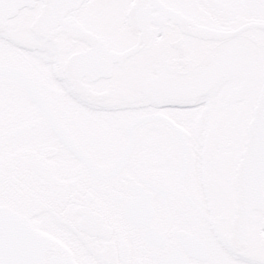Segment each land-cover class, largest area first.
Returning <instances> with one entry per match:
<instances>
[{
	"label": "snow or ice",
	"instance_id": "obj_1",
	"mask_svg": "<svg viewBox=\"0 0 264 264\" xmlns=\"http://www.w3.org/2000/svg\"><path fill=\"white\" fill-rule=\"evenodd\" d=\"M0 264H264V0H0Z\"/></svg>",
	"mask_w": 264,
	"mask_h": 264
}]
</instances>
